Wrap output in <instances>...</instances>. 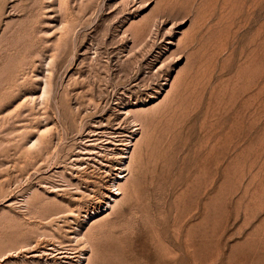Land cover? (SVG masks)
<instances>
[{
  "label": "rangeland",
  "instance_id": "rangeland-1",
  "mask_svg": "<svg viewBox=\"0 0 264 264\" xmlns=\"http://www.w3.org/2000/svg\"><path fill=\"white\" fill-rule=\"evenodd\" d=\"M82 254L264 264V0H0V264Z\"/></svg>",
  "mask_w": 264,
  "mask_h": 264
},
{
  "label": "bare ground",
  "instance_id": "bare-ground-1",
  "mask_svg": "<svg viewBox=\"0 0 264 264\" xmlns=\"http://www.w3.org/2000/svg\"><path fill=\"white\" fill-rule=\"evenodd\" d=\"M26 54V53H25ZM23 56V55H22ZM19 57V56H18ZM13 81V80H12ZM47 84V83H46ZM243 91V90H242ZM233 93V92H232ZM246 93V92H245ZM134 122H137V125L139 124V122H141L139 120V114L134 113ZM139 126H141V124H139ZM137 128V127H136ZM141 129V128H137L136 130ZM136 140V137L134 139H132V147H135L134 145H136V142H134ZM128 143V142H127ZM129 144V143H128ZM127 146V145H126ZM131 147V145H129ZM129 146L126 148V152L124 153L125 155H122L121 158L124 161V164H122L124 167L122 168V170L119 172V175L116 176L117 179V183L114 185L115 187V191L112 192V194L109 197V201L106 203L107 209H112L114 208V206L119 202V200L121 199L120 197L124 194L125 191V182L124 180H126L127 175L125 172L130 171V158L132 157L131 155V149H129ZM125 150V149H124ZM123 150V151H124ZM133 152V151H132ZM131 154V155H130ZM121 160V161H122ZM117 168V167H116ZM131 173V172H130ZM118 205V204H117ZM104 212V211H103ZM89 217V216H88ZM88 223H91L92 220H88ZM77 239V238H76ZM189 250V249H188ZM193 252V251H192ZM67 255V254H66ZM166 259V258H165ZM172 260V259H171ZM89 261V257L86 256V254H82L81 258H79V264H88Z\"/></svg>",
  "mask_w": 264,
  "mask_h": 264
}]
</instances>
